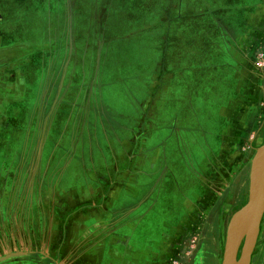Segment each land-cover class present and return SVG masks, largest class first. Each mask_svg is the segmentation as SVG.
<instances>
[{"label":"crops","instance_id":"crops-1","mask_svg":"<svg viewBox=\"0 0 264 264\" xmlns=\"http://www.w3.org/2000/svg\"><path fill=\"white\" fill-rule=\"evenodd\" d=\"M95 2L0 0V153L21 152L15 166L0 162L1 174H5L0 176V186L13 185L9 192L4 189L0 193V255L27 253L9 261L168 264L170 257L162 255V250L171 248V255H176L182 249L184 234L191 231L187 216L192 217V210L188 206L187 213L186 196L184 199L174 193L168 198L167 194L155 193L161 184V170L167 177L171 170L184 167L182 156L186 147L174 134L177 128L170 127H177L174 121L179 115L172 123L164 124L170 132L167 138L160 135V130L165 129L161 125L153 129V121L157 120L158 124L161 120V101L170 93L174 97L179 94V100L185 106L188 104L194 117L207 113V104H216V117L225 122L219 135L202 129V123L198 129L201 128L204 136H217L220 142L217 153L221 154L235 152L242 133L250 134L256 126L254 122L264 120V68L258 66L257 59L264 58V0H250V3L239 0L238 4L227 5L231 9L236 6L232 13L239 12L237 19L234 16L213 18L206 0H180L178 4L164 6L165 13L158 20L159 25L164 24L165 33L161 38L167 43L163 48L165 61L162 65L155 64L140 104L144 113L142 120H148V130L152 125L151 132L159 137L157 143L149 148L147 140L138 132L142 129L140 126L118 125L116 129L110 123L114 120L109 119V126L103 127L102 144L96 132L99 115L104 110L112 116L103 100L106 85L98 83L103 44L96 41L92 30L78 31L75 22L76 15L77 21H81L82 8H85L80 25H95L98 16L104 17L101 24L107 25L109 15L106 11L104 15L98 14ZM21 8L43 12L45 20L40 36L30 35L27 20L18 13ZM88 13L90 17L86 18ZM244 13L247 21L242 18ZM60 15L62 19L58 20ZM53 21L57 23L56 32H51L49 27ZM170 40L175 53L171 52L174 49L169 46ZM160 49L158 46L156 51ZM34 56L37 61L33 60ZM167 59L171 69L163 72L169 67ZM179 63L188 64L184 67L188 68V76L181 75V81L175 85V73L182 71ZM216 68L219 72L211 70ZM85 129L89 132L90 146L77 159L81 161L77 169H83L89 177L78 185H88L90 189L87 198H81L80 191L77 194L79 200H87V218L91 223L89 231H81L89 234V240L81 238L70 246L65 243L67 239L63 236L61 239L59 228L65 224L58 218L64 216L58 209V201L64 196L63 181L60 182L59 173L54 177L46 172L71 166L69 153L75 151V143L83 137ZM14 136L24 137L20 148L23 150H14L11 145ZM62 143L64 149H61ZM168 145L174 147L170 160H166ZM56 152L62 153L59 160L54 158ZM176 154H181V158ZM54 160L56 165H51ZM150 164L159 170L158 177L154 178L151 193L142 196L139 192L149 186L152 176L146 170ZM33 167L41 171L30 175L28 170ZM16 169L24 170L21 177L12 176ZM173 179L168 181L169 189ZM173 183L178 185L177 181ZM188 184L192 187L191 181ZM192 196H188V202ZM35 198L40 204L34 209ZM162 205L164 211L158 212L157 207ZM73 216L76 225L86 220ZM54 217L55 224L51 219ZM150 223L153 228L146 226ZM143 233L150 235L142 239ZM170 234H173L169 237L171 247L166 243ZM38 250L44 254L57 253V257L42 256Z\"/></svg>","mask_w":264,"mask_h":264},{"label":"rangeland","instance_id":"rangeland-1","mask_svg":"<svg viewBox=\"0 0 264 264\" xmlns=\"http://www.w3.org/2000/svg\"><path fill=\"white\" fill-rule=\"evenodd\" d=\"M179 1L180 0H96V12L100 15H104L106 11V14L109 15L107 25L101 24V22L104 21L101 18L104 17L99 18V16L97 19L98 23L96 22L95 25L90 24V27L88 24L85 26L80 25L78 22L82 23L84 17L83 10L85 8H82L80 16L81 21H77L78 16L76 15L75 22L78 31L88 32L89 30L91 32L92 30L93 35L96 33V41H100V44H103L101 66L98 70V83H104L106 85L104 88L103 100L112 116L109 114L107 115L104 110L101 111L99 115L96 132H98V137L102 144H104L102 137L104 132L103 127L104 125L106 128L109 126V119L114 120L110 123H112L116 129H118V125H124L128 128L140 126L142 129L138 130V132H140L141 138L147 140L149 148L157 143L159 137L151 132L152 125L151 129L148 130V120H142L144 113L142 112L140 104L144 100V92L147 87L146 84L152 78L151 76L155 69V64L159 62L162 65L163 61H165L163 48L167 43L164 38H161L162 34L164 35L165 33L164 24L159 25L158 20L163 17L165 13L164 6L168 4H178ZM206 1L210 5L208 8L209 12L210 10L213 12V18L226 19L234 16L237 19V17H239L238 11L232 13L233 9H236V6L233 7V9L227 7V5L238 4L239 0ZM154 2L156 5L153 6L152 4ZM87 10H85V13ZM18 13H20L24 20H27L30 27L29 31L32 32L30 35L40 36L45 20L43 12H35L32 8L29 10L21 8L20 10L18 9ZM226 13H228V16H226ZM88 17H90L89 13L86 18ZM242 18H245L247 21L245 13ZM61 19L62 15L58 16V20ZM245 19L244 22H246ZM53 23L54 24L49 25V27H52L51 32H56L54 29H56L57 23L55 21H53ZM93 39L94 36L92 37V40ZM172 42L171 40L169 41V46L171 49H174L172 48ZM158 46L161 47V49L156 51ZM104 50H106V52H104ZM171 52L175 53V49ZM259 58L260 57L257 58L258 61ZM33 60L37 61L35 56ZM168 61L169 59L166 61L169 67L166 66L163 72L171 69V65ZM177 65L181 66L180 69L182 71L175 73V85L176 82L178 83L181 81V79H179L181 75L188 76V68H184L188 66V64L179 63ZM123 70H125V73H122ZM211 70L219 72L217 68ZM216 74L218 75L219 73ZM204 84V86L207 85V83ZM179 99V94H176L174 97L170 93L167 99L161 101L159 110L161 120L158 121V124L157 120H154L152 124L153 129H157V125H161V128H165L164 124L167 126L169 123H172L171 121H174L172 120L173 118L179 115V118L176 117L177 120L174 121L177 127H170L177 128L176 131L173 132L179 136L177 139H180L182 145L186 146L183 147L185 152L182 156L185 160L184 163L182 161L184 167L177 171L171 170V175L169 176L168 174L167 177H164V171L161 170V184L160 187L158 186V189H156L157 192L155 193L157 195L160 193L162 196L167 194L166 196L168 198L172 197L174 193L184 196V199L186 196L187 213L188 206H190V210H192V217L189 218L187 216V219L190 220L191 223V231L184 234L183 242L181 243L182 249L178 251L176 255H171V248L162 250V255L168 254V257H170L167 260L168 264H222L229 223L233 215L244 207L249 200L251 190V160L257 148L264 144V120L261 119L258 122H254L256 126L255 128H251L253 130H250V134L248 131L242 133L240 144L236 143L235 145V152L221 154L217 153L220 145L217 136H204L202 134L203 131L200 130L201 128L198 129V126L202 123V129L204 127L206 131H216V135H219L225 122H223L221 118L216 117V112L214 111L216 110V104H213V106L210 103L207 104V113L203 112L194 117L193 111L188 109V104L185 106V102ZM196 107L200 108V106ZM212 114L216 118L211 116ZM102 118L103 122H101ZM196 118H198V120ZM211 118L215 119L211 120ZM143 126L145 128H143ZM88 133V130L85 129L83 137L79 138V142L75 143L76 146L73 148L75 151L69 153L71 160L70 167L63 168L62 170L60 168H51L47 172L45 171L50 176L54 175V177L59 173L60 182L63 181L61 182V189L64 188V196L62 197V201H58V209L64 216L58 218L61 222H65V224L62 228L61 226H59V228L62 230V233H60L61 239H67L65 243H69L70 246L75 240L81 238L85 239L87 237L85 240H89V234L86 231H89L91 220L87 218V212L89 210L87 200H79V198H87L90 186L78 185L89 176L85 175L83 169H77V166L81 163V161L77 159L83 157V151L87 150L90 146L87 137ZM160 135L167 138V136L170 135L169 129H161ZM14 137L11 144L14 146V150H23L20 148L21 145H24V137ZM71 139L72 137L70 141ZM94 142H96V138L93 144ZM171 145L166 147L168 149L166 152V158L168 159L166 160H170L169 156L172 153L171 150L174 148L171 147ZM61 149H64L63 143L61 144ZM20 154L21 152L16 154L13 151L1 152L0 162H6V164L8 163L15 166L19 162L18 157ZM61 154V152L54 153L55 160H59ZM178 156L181 158V154H176L177 158ZM55 160L52 161L53 164L51 165H56ZM146 170L152 173V176L147 183L149 186L144 190H140L141 192L139 193L142 196L151 193L154 185V178L158 177L159 171L157 168H153L152 164L146 167ZM2 171L3 169L0 170V176L2 175ZM28 171L30 175H36V173H39L41 170L33 167ZM23 172V169L13 170L12 176L16 175L21 177ZM170 178L174 179L169 189L168 184L170 183L168 181ZM174 181H177L179 186L175 185L173 183ZM190 181L192 187L188 184ZM6 182H8V180H6ZM2 187L3 186H0L1 194L4 193V189L9 192L8 190L10 187H13V185L10 183ZM44 187H46V185ZM79 191L80 197H78L79 194H77ZM22 192H24V190ZM190 194H193V196L188 202V196H190ZM20 203H24V200H21ZM39 204V200L35 198L33 200L34 209L35 207L38 208ZM164 208V206L161 208L157 207V210L161 212L164 211ZM74 214L79 215L78 218L82 220L86 219L85 222L81 221L77 223V225L74 224ZM51 219L55 224L57 218L54 217V219ZM151 219V222H153L154 219L152 217ZM155 219L158 220L157 218ZM52 220L50 228L52 226ZM146 226L153 228V224L151 223ZM83 229L86 231H81ZM160 229L161 227L156 229L155 232ZM147 233L142 234V239H146V236L150 235ZM169 237H173V234H170L166 238V243H169L171 247L172 244L170 243ZM244 245L245 242L243 243L239 256ZM38 252L42 254V256L50 255L57 257V253L52 255L44 254L45 252L42 253L41 250H38ZM2 256L4 255H0V257ZM0 264L31 263L23 260L6 261ZM250 264H264V215Z\"/></svg>","mask_w":264,"mask_h":264},{"label":"water","instance_id":"water-1","mask_svg":"<svg viewBox=\"0 0 264 264\" xmlns=\"http://www.w3.org/2000/svg\"><path fill=\"white\" fill-rule=\"evenodd\" d=\"M250 175L249 200L233 215L229 223L222 264H250L264 215V144L257 148L251 160ZM25 255L27 253L13 252L0 257V263Z\"/></svg>","mask_w":264,"mask_h":264},{"label":"built area","instance_id":"built-area-1","mask_svg":"<svg viewBox=\"0 0 264 264\" xmlns=\"http://www.w3.org/2000/svg\"><path fill=\"white\" fill-rule=\"evenodd\" d=\"M258 66L260 68H264V59H263V56L259 58V64H258Z\"/></svg>","mask_w":264,"mask_h":264}]
</instances>
